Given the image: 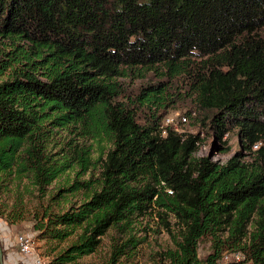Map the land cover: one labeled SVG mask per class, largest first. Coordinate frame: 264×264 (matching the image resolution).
I'll use <instances>...</instances> for the list:
<instances>
[{
    "label": "trees",
    "instance_id": "trees-1",
    "mask_svg": "<svg viewBox=\"0 0 264 264\" xmlns=\"http://www.w3.org/2000/svg\"><path fill=\"white\" fill-rule=\"evenodd\" d=\"M263 30L264 0H0V191L71 242L45 264L133 261L155 213L175 245L158 264H264ZM177 98L241 149L196 157L199 135L163 127Z\"/></svg>",
    "mask_w": 264,
    "mask_h": 264
},
{
    "label": "rangeland",
    "instance_id": "rangeland-1",
    "mask_svg": "<svg viewBox=\"0 0 264 264\" xmlns=\"http://www.w3.org/2000/svg\"><path fill=\"white\" fill-rule=\"evenodd\" d=\"M264 34V30L262 31ZM145 81L136 80L134 87L141 86ZM192 109V113L196 118H189L186 115V111ZM209 112H199L196 106L189 99L177 98V101L171 104L170 108L162 120L163 127L168 124V119H173L178 124L179 131L185 133H192L200 136L199 149L195 153L196 157H210L213 161L220 164H225L234 154L240 149V142L237 136V131L233 130L220 139L213 129L209 119L205 117L209 116ZM182 116L187 117L186 123H180ZM165 130V129H164ZM227 142V144H225ZM229 150L224 151L223 147H228ZM23 190V188L21 189ZM52 192V189L50 190ZM16 194L13 191L4 192L0 191V246L3 250V262L0 264H32L30 257L23 254L16 243V237L20 234H32L34 236L33 246L36 254L47 262L52 258L54 254L64 249L71 242H50L38 237V232L34 229V218L30 210L34 209L36 205V198L32 194L26 193L25 202L26 205L23 209L22 218L13 221V204L15 203ZM19 210V209H18ZM10 217V218H8ZM173 228L176 231L177 224L175 220H172ZM141 230L138 232L140 236L147 238L146 242L140 246L139 254L132 261H127L126 264H158L161 257L160 254L170 248H174L173 239L166 231L160 218L156 216V213L152 216H148L143 219L140 225ZM111 248V233L102 237V243L99 249L89 255L85 256L83 262H97L103 263L108 261ZM210 251V244L206 241L202 242L199 248V254L203 258ZM6 252L11 254L5 255ZM239 253L240 257L237 258L236 254ZM228 257L222 259L223 263L232 261H239L244 258L241 251H225Z\"/></svg>",
    "mask_w": 264,
    "mask_h": 264
},
{
    "label": "built area",
    "instance_id": "built-area-1",
    "mask_svg": "<svg viewBox=\"0 0 264 264\" xmlns=\"http://www.w3.org/2000/svg\"><path fill=\"white\" fill-rule=\"evenodd\" d=\"M187 122V117L182 116L180 118V123ZM168 124H173L175 129L179 130L178 124L174 122L173 119H168ZM34 236L32 234H20L16 237V243L18 247L20 248L21 252L28 257L32 258L34 261V264H45V260H43L39 254H36L33 246ZM237 258L240 257V254H236ZM228 257L226 254H224L223 258ZM223 264V263H222Z\"/></svg>",
    "mask_w": 264,
    "mask_h": 264
},
{
    "label": "water",
    "instance_id": "water-1",
    "mask_svg": "<svg viewBox=\"0 0 264 264\" xmlns=\"http://www.w3.org/2000/svg\"><path fill=\"white\" fill-rule=\"evenodd\" d=\"M0 259H1V262H3V250L0 246Z\"/></svg>",
    "mask_w": 264,
    "mask_h": 264
},
{
    "label": "crops",
    "instance_id": "crops-1",
    "mask_svg": "<svg viewBox=\"0 0 264 264\" xmlns=\"http://www.w3.org/2000/svg\"><path fill=\"white\" fill-rule=\"evenodd\" d=\"M9 253L11 254V252H6L5 255H7V254H9ZM32 262H33V263H32ZM31 263L34 264L33 259H31Z\"/></svg>",
    "mask_w": 264,
    "mask_h": 264
}]
</instances>
